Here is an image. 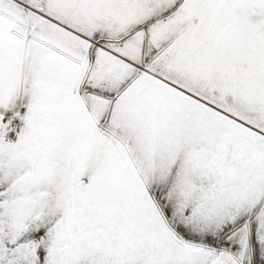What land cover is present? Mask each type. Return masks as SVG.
<instances>
[{
    "label": "snow or ice",
    "instance_id": "6c2138e0",
    "mask_svg": "<svg viewBox=\"0 0 264 264\" xmlns=\"http://www.w3.org/2000/svg\"><path fill=\"white\" fill-rule=\"evenodd\" d=\"M0 264H264V0H0Z\"/></svg>",
    "mask_w": 264,
    "mask_h": 264
}]
</instances>
